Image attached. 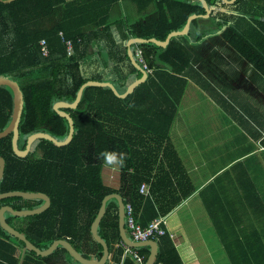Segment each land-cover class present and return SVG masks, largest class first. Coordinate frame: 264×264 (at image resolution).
I'll return each mask as SVG.
<instances>
[{
    "label": "trees",
    "instance_id": "16d2710c",
    "mask_svg": "<svg viewBox=\"0 0 264 264\" xmlns=\"http://www.w3.org/2000/svg\"><path fill=\"white\" fill-rule=\"evenodd\" d=\"M118 1L0 0V75L18 81L25 98L21 149H26L29 136L37 132L67 139L69 120L54 106L61 100L74 102L87 81H111L98 70L102 62L112 66L115 82L121 79L122 90L127 89L132 74L142 77L129 56L127 43L131 35L164 41L171 32L183 30L190 16L206 14L199 0H137L139 11H148L150 16L139 22V30L130 29L128 19L118 20L115 25L122 39L118 40L110 21L111 8ZM207 1L211 16L192 21L190 33L180 36L186 44L177 37L167 47L136 44L144 50L155 74L133 93L121 98L110 87L93 85L84 89L78 107L65 109L75 121L76 132L70 144L60 146L42 139L27 157H21L14 151L13 134L0 139V155L6 160L0 193L38 192L51 198V206L40 214H6L8 222L38 248L48 249L64 239L85 257L100 260L104 247L95 239L92 224L106 196L120 193L126 204H133L138 221L147 226L160 216L170 215L193 194L171 140L178 92L169 84L164 88L158 83V79L168 80L166 75L173 81L183 79L163 71V66L182 71L190 65V42L219 34L264 75V0H236L232 4L226 0ZM62 8L64 15L58 23L46 27V19ZM61 32L74 41L73 55L68 54ZM43 39L50 48L48 56L42 53ZM13 109V90L0 85V131L10 125ZM108 155H114L121 165L120 190L104 181ZM144 182L151 183L150 195L141 193ZM44 204L41 198L14 196L0 200V209L5 205L17 210L34 209ZM171 222V231L156 238L159 254L155 264H200L189 239L176 245L171 233L185 232L177 216ZM99 234L110 247L106 264H135L121 245L116 199L108 202ZM225 244L232 264H264L260 232L233 235ZM25 246L23 240L0 224V264H54V258L64 254L76 264L63 246L49 256H40L33 250L23 255ZM138 250L147 261L151 247Z\"/></svg>",
    "mask_w": 264,
    "mask_h": 264
},
{
    "label": "crops",
    "instance_id": "0c3cea01",
    "mask_svg": "<svg viewBox=\"0 0 264 264\" xmlns=\"http://www.w3.org/2000/svg\"><path fill=\"white\" fill-rule=\"evenodd\" d=\"M147 12L139 11L137 0L115 3L110 21L117 39L122 40L115 25L118 20L128 19L130 29L136 28L150 16ZM63 15L62 8L46 19V27L57 24ZM133 38L141 37L131 35L129 41ZM190 43L188 67L174 72L163 66V71L183 80L173 81L167 75L165 81L157 78L161 86L169 84L178 92L171 140L193 188V194L166 216V227L171 231V219L177 216L185 234L174 232L176 245L189 239L200 264H216L213 251L227 253V238L258 231L264 239V75L219 34ZM132 48L136 53L138 46ZM98 70L120 91L127 90H122L121 79L119 85L115 82L112 66L102 62ZM153 74L154 69L144 82ZM142 77L132 74L129 84ZM197 101L207 103V119H193L191 107ZM103 178L106 185L121 189L122 168L114 155L106 157ZM206 233H215L216 241ZM63 262L74 264L67 254L53 260Z\"/></svg>",
    "mask_w": 264,
    "mask_h": 264
},
{
    "label": "water",
    "instance_id": "95a60500",
    "mask_svg": "<svg viewBox=\"0 0 264 264\" xmlns=\"http://www.w3.org/2000/svg\"><path fill=\"white\" fill-rule=\"evenodd\" d=\"M199 1H201L203 6L205 7L206 14L204 15L194 14L190 16L185 28L183 30L171 32L166 40L162 41L157 38H150V39L133 38L128 42L129 56L132 62L134 63V65L143 73L144 76L130 83L125 92H121L116 87V85L111 81L90 80V81H87L82 86L77 96V99L74 102H67L65 100H61L55 104L54 106L55 110L61 116L66 117L70 123V133L67 139L65 140H59L48 132H37L29 136L26 149H21L19 146V140H20V123H21L22 115L24 112V105H25L24 93L18 81L14 80L12 77L8 75H0V85L8 86L14 92V109H13V114H12V121L6 129H4L3 131H0V139L13 134L14 151L16 152V154H18L21 157H27L35 149L37 143L42 139H48L60 146H65V145L70 144L76 132L75 131V121L72 115L68 113L67 111H65V109L78 107L79 103L82 100L84 89L87 86L95 85V86L110 87L115 92V94L121 98H126L128 95L133 93L135 89L145 81L144 77L148 76V72L138 62L132 46L134 44L154 43L161 47H167L172 38L188 35L190 33L192 21L194 19L198 17L209 18L212 13L210 5L207 0H199ZM235 1L236 0H226V2L230 4L234 3ZM5 170H6V160L0 155V182L2 178L4 177ZM14 196H20L24 198H41L45 200V204L43 206H40L34 209L17 210L14 207L9 206V205H5L0 209L1 226L11 235L25 242L26 246L23 248V255L25 254L27 250H33L37 252V254L40 256H49L53 254L59 246H63L67 250L69 255L73 257L75 262H79L80 264H106L110 258V247L108 243L106 242V240L99 234V227H100V224L104 216L106 215L108 202L112 199H116L119 204V223H120V231H121L122 240L126 244L132 247H135V248L150 246L151 254L146 264H155L157 261V257L159 254V244L157 240L151 239L148 241H134L130 237L129 232L127 230V226H126V202H125L124 197L120 193H113L104 198L100 211L95 221L92 224V233L95 239L99 243H101L104 247V253L100 260H94V259L85 257L82 253H80L76 249V247L70 241L64 240V239L55 241L48 249L43 250V249L38 248L32 241H30L27 238V236L24 233L19 231L17 228L12 226L8 222L6 218V214L7 212H10L13 215L20 216V217L40 214L51 206V203H52L51 198L49 195L44 194V193L26 192V191H10V192H5V193H0V200L9 198V197H14Z\"/></svg>",
    "mask_w": 264,
    "mask_h": 264
},
{
    "label": "built area",
    "instance_id": "2783aa9c",
    "mask_svg": "<svg viewBox=\"0 0 264 264\" xmlns=\"http://www.w3.org/2000/svg\"><path fill=\"white\" fill-rule=\"evenodd\" d=\"M63 41L67 46V51L69 55H73L75 51V43L72 39H68L65 37L64 33L61 32ZM42 53L44 56H48L50 54V48L46 39H43L40 42ZM136 58L138 62L142 65V67L148 72H152V68H150L145 55L144 50L141 47L136 49ZM151 184L143 183L141 186V193L150 195L151 192ZM167 219L164 216H160L153 220L149 225L143 226L137 219L135 214V208L132 203L126 204V226L129 232L130 237L134 241H148L151 239H155L160 236H164L168 234V229L166 227ZM171 237H175L174 233H171ZM121 245L125 249L126 256H130L135 264H146L147 261L140 253L138 248L132 247L126 244L123 240L121 241Z\"/></svg>",
    "mask_w": 264,
    "mask_h": 264
},
{
    "label": "rangeland",
    "instance_id": "374dc122",
    "mask_svg": "<svg viewBox=\"0 0 264 264\" xmlns=\"http://www.w3.org/2000/svg\"><path fill=\"white\" fill-rule=\"evenodd\" d=\"M207 107V103H203L202 101H197L192 107H191V114H195L193 119L195 118H200L201 116H204L207 119V114L204 113V111H207L205 108ZM204 113V114H203ZM206 237L210 239H214L216 241L217 235L215 233L209 234L206 233L204 234ZM213 256L216 261V264H232L227 253H225L223 250L218 249L213 251ZM77 264V262H76Z\"/></svg>",
    "mask_w": 264,
    "mask_h": 264
}]
</instances>
